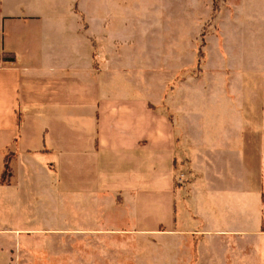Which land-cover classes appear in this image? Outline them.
<instances>
[{"label":"crops","instance_id":"0c3cea01","mask_svg":"<svg viewBox=\"0 0 264 264\" xmlns=\"http://www.w3.org/2000/svg\"><path fill=\"white\" fill-rule=\"evenodd\" d=\"M243 5L234 6L235 17L264 22L263 13ZM19 8L7 10L0 0V178L4 156L13 153L11 175L0 182V255L39 260L27 241L43 235L54 257L103 260L100 247L108 245L98 235H114L129 248L119 257L143 241L158 257L176 240L171 252L178 258L186 248L187 264H264V30L249 33L256 52L235 68L244 73L232 79L225 63L222 92L209 98L210 109L219 102V110L206 114L196 139L166 89L158 99L145 83L138 96L102 90L100 74L120 55L110 51L107 21L94 31L73 7L74 32L87 43L82 59L78 36L68 44L60 35L65 48L27 35L18 42L16 24L38 20ZM2 53L14 59L4 61ZM83 71L92 81L82 79ZM176 173L187 188L174 187ZM78 209L94 214L93 223L69 222L82 215ZM168 236L177 239L168 243Z\"/></svg>","mask_w":264,"mask_h":264},{"label":"rangeland","instance_id":"374dc122","mask_svg":"<svg viewBox=\"0 0 264 264\" xmlns=\"http://www.w3.org/2000/svg\"><path fill=\"white\" fill-rule=\"evenodd\" d=\"M7 10L20 11L23 5L28 13L37 15L26 25L16 24L15 37L17 41L22 36H29L39 42L49 43V46L61 44L65 48V41L60 35H66L68 44L74 41L75 36L80 38L81 58L87 51V43L82 35L75 34L73 12L76 5L91 23V29L99 31L102 22L107 21L106 31L110 36L111 49H120V55L112 58L111 69L100 74V84L104 92L116 96H138L146 85V93L153 99H158L166 89L172 94L171 101L179 111V118L183 123H190L188 128L191 135L201 134L206 114L219 110V102L210 109L209 98L221 94L225 63L227 62L232 79L241 74L236 66L250 62L251 54L256 52L249 33L264 30V22H253L248 17H235L234 6L240 8L241 2L248 10L264 14V0H1ZM78 19V18H77ZM242 22H241V21ZM80 21L77 20V24ZM59 25L61 27L59 28ZM56 26V27H54ZM67 28L65 30L64 28ZM60 33V34H59ZM55 36V37H54ZM200 52H203V56ZM44 59L49 52L42 53ZM74 59V55H72ZM115 59V61H113ZM97 62L102 65V56ZM224 63V65H223ZM122 69H126L125 71ZM228 72V73H229ZM82 79L92 81L89 72H82ZM79 75V77H81ZM89 75V76H88ZM178 88V89H177ZM177 89V91H174ZM174 92V93H173ZM179 105L176 107V102ZM163 109L166 103L163 102ZM198 122V125H196ZM76 136L70 133L68 137ZM192 141V140H191ZM176 173L174 187L187 188L185 176ZM184 174V173H183ZM180 179H176V178ZM87 195H83V206H87ZM179 198V197H178ZM81 198H77L80 202ZM76 201L75 198L72 199ZM181 199H177V214L182 218L185 210ZM77 215L69 216L73 224H91L94 214L77 210ZM85 213V214H84ZM36 220L37 216H33ZM183 228H191L192 224L182 221ZM170 243L172 237L168 236ZM4 237L0 235V242ZM11 240L8 237H5ZM91 238H97L92 235ZM103 238L107 247L101 255L103 260L91 255L84 261L67 262L59 256L52 255L51 246L45 245L50 238L43 235H34L28 243H33L34 257L39 260L26 262L25 255L20 261L13 257L5 260L0 255V264H187L188 253L182 248L179 257L171 252L172 243L164 248L165 253L156 257L155 246L143 241L127 258L119 254L128 253L127 247L120 245V239L114 235H98ZM141 238V237H140ZM155 238V237H154ZM189 239V238H188ZM144 240V239H143ZM160 238L157 239V243ZM26 242V243H27ZM120 246L111 247L112 243ZM154 242V240H150ZM45 245V246H44ZM133 246V245H132ZM44 249V250H43ZM88 251L91 247H86ZM141 249L143 258L137 253ZM39 250V251H38ZM110 250V252H109ZM136 251V252H135ZM45 252V253H43ZM119 252V253H117ZM146 255V256H145ZM89 259V260H88ZM5 260V261H4Z\"/></svg>","mask_w":264,"mask_h":264},{"label":"trees","instance_id":"16d2710c","mask_svg":"<svg viewBox=\"0 0 264 264\" xmlns=\"http://www.w3.org/2000/svg\"><path fill=\"white\" fill-rule=\"evenodd\" d=\"M200 53L203 56V52H200ZM1 59L4 60V61L5 60L12 61L14 59V56L11 53H2L1 54ZM12 154L13 153H10V154H6L4 156V170H3L2 176L0 178V182H5V179H7V177L11 175L10 166H9V160L12 158Z\"/></svg>","mask_w":264,"mask_h":264}]
</instances>
